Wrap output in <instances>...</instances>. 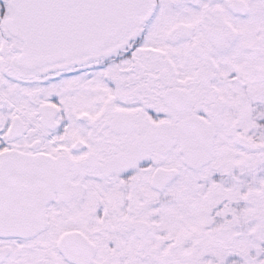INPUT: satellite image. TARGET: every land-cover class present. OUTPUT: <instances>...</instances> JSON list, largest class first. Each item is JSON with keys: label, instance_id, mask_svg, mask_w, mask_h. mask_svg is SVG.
I'll return each mask as SVG.
<instances>
[{"label": "snow or ice", "instance_id": "6c2138e0", "mask_svg": "<svg viewBox=\"0 0 264 264\" xmlns=\"http://www.w3.org/2000/svg\"><path fill=\"white\" fill-rule=\"evenodd\" d=\"M0 264H264V0H0Z\"/></svg>", "mask_w": 264, "mask_h": 264}]
</instances>
